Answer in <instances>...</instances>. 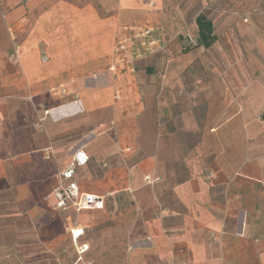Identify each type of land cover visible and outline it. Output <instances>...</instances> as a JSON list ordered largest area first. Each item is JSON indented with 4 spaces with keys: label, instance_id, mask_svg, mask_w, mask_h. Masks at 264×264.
Masks as SVG:
<instances>
[{
    "label": "crops",
    "instance_id": "1",
    "mask_svg": "<svg viewBox=\"0 0 264 264\" xmlns=\"http://www.w3.org/2000/svg\"><path fill=\"white\" fill-rule=\"evenodd\" d=\"M170 9L169 0H0V35L11 37L14 53L0 50V68L13 69L1 72L0 99L29 94L36 104L33 112L0 111V148L9 149L0 264H264V119L235 111L201 127L202 145L215 151L198 169L169 123L153 118L170 113L161 110L175 57L163 39ZM146 31L162 39L144 55L145 69L132 65L139 89L125 82L121 94L140 102L121 113L114 51L118 40ZM90 115L100 120L87 139ZM102 116L112 117L109 125ZM189 125L197 131L193 119ZM78 148L89 161L74 180L103 199V210L54 207L58 173ZM121 192L133 206L115 203Z\"/></svg>",
    "mask_w": 264,
    "mask_h": 264
},
{
    "label": "rangeland",
    "instance_id": "2",
    "mask_svg": "<svg viewBox=\"0 0 264 264\" xmlns=\"http://www.w3.org/2000/svg\"><path fill=\"white\" fill-rule=\"evenodd\" d=\"M169 2L172 14L163 39L170 55L175 57L172 58L167 70L166 85L162 91L165 109L161 110L170 113L166 117L155 115L153 118L155 121L164 119L169 123L168 130L170 133L175 132V139L182 145L186 158L201 169L200 166L205 168L215 151L202 145L201 127L221 123L224 119L231 118L235 111H250L253 114L259 112L257 115L252 114L250 119H264V0H169ZM200 13L212 21L217 38L209 49L195 47L197 36L195 17ZM140 35L132 34L126 40H118L114 51L113 60L116 64L114 69L120 84L118 91L121 97L118 98V102L122 104V108L119 109L121 113L140 102L135 96L128 98L126 90L124 97L121 94V86H124L125 82L126 85H134L137 91L139 89L138 79L134 71H131L132 65L137 66L140 61L139 67L145 69L142 64L144 55H148L149 50L157 47V44H160L158 40L162 39L160 33L154 31H146ZM154 42L156 46L151 44ZM3 48L6 55L13 59V40L8 34L0 35V50ZM1 72L2 75H13L10 66L0 68V79ZM153 72L157 81L159 76L157 68ZM15 95L0 99V111H19L21 106L22 111H35L36 104L29 94L22 100ZM19 102L22 105H18ZM157 106L158 104L155 105V111H161ZM220 111L225 113L219 115ZM111 118L102 116L101 120L109 125ZM191 119L197 124V131L189 130ZM97 120L100 118L87 116V139ZM42 129L40 126L39 130ZM116 133L112 132L111 135L116 138ZM166 144H169L167 155L173 158L177 150L169 140ZM193 144L197 146L196 149L190 148ZM8 150L0 148V173L4 167L2 164L6 155L4 152ZM22 181L26 179L23 178ZM174 182L169 179L163 183L171 187ZM4 185V181L0 179V188ZM7 198L8 195L0 192V210L4 209L6 204H3V201Z\"/></svg>",
    "mask_w": 264,
    "mask_h": 264
},
{
    "label": "built area",
    "instance_id": "3",
    "mask_svg": "<svg viewBox=\"0 0 264 264\" xmlns=\"http://www.w3.org/2000/svg\"><path fill=\"white\" fill-rule=\"evenodd\" d=\"M26 3L30 0H21ZM50 155L46 156L48 159ZM89 161V158L82 148L73 151L70 161L58 173V185L52 190V198L56 210L65 211L68 209L74 210L76 213L84 210L100 211L104 209V201L101 197L83 193L79 189L74 180V176L78 169L84 168ZM73 239H78L83 235L82 230L72 232ZM85 249L81 248L83 252Z\"/></svg>",
    "mask_w": 264,
    "mask_h": 264
},
{
    "label": "trees",
    "instance_id": "4",
    "mask_svg": "<svg viewBox=\"0 0 264 264\" xmlns=\"http://www.w3.org/2000/svg\"><path fill=\"white\" fill-rule=\"evenodd\" d=\"M195 25L197 28L195 47L209 49L217 41V38L214 34L212 21L208 19L204 14L200 13L195 18ZM114 201L118 206L125 208L134 205V201L126 192L115 194Z\"/></svg>",
    "mask_w": 264,
    "mask_h": 264
}]
</instances>
